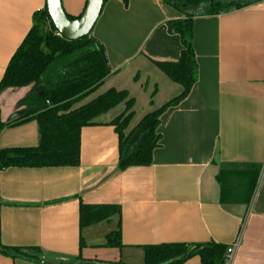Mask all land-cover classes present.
Segmentation results:
<instances>
[{"label": "crops", "instance_id": "obj_1", "mask_svg": "<svg viewBox=\"0 0 264 264\" xmlns=\"http://www.w3.org/2000/svg\"><path fill=\"white\" fill-rule=\"evenodd\" d=\"M77 17L86 0H60ZM45 0H0V80L32 27ZM182 16L161 0H108L90 36L104 50L110 75L85 104L110 89L133 99L125 135L148 113L178 96L155 63L176 62L177 35L165 24ZM192 46L197 81L177 106L160 118V146L151 165L117 168L118 136L110 122L124 104L94 120L80 133L77 167L0 170V244L38 247L64 258L142 264V246L241 244L231 264H264V0L217 16L196 17ZM30 88L0 95V119L19 111ZM80 105V104H79ZM6 111V113H5ZM35 121L4 129L0 149L38 145ZM259 165L249 205L221 204L216 175L226 165ZM118 205L107 221L79 229V205ZM120 232L122 247L106 237ZM80 238L83 246L79 248ZM0 264H31L0 255ZM184 264H200L192 258Z\"/></svg>", "mask_w": 264, "mask_h": 264}, {"label": "trees", "instance_id": "obj_2", "mask_svg": "<svg viewBox=\"0 0 264 264\" xmlns=\"http://www.w3.org/2000/svg\"><path fill=\"white\" fill-rule=\"evenodd\" d=\"M108 0H104L103 4ZM126 6L129 0H120ZM182 18L165 24L169 35H177L181 51L176 62H158L155 66L172 83L181 87L178 96L146 114L129 134L125 131L133 117V99L126 91L110 89L81 104L110 75L102 44L90 36L69 41L59 36L46 7L32 16V27L13 54L0 80V95L5 90L30 88L18 103L19 111L7 122L0 119V133L7 128L35 121L39 141L32 148L0 149V170L9 168L77 167L80 161V133L84 127L120 104L121 115L110 122L118 136L117 168L151 165L153 151L160 146L158 133L161 116L187 97L197 81V64L192 46V23L196 17L217 16L240 10L262 0H161ZM87 2V0H86ZM86 5V3H85ZM68 20L74 17L66 14ZM77 106V107H76ZM261 172L259 165H226L216 175L221 204L249 205ZM7 206L0 199V207ZM121 212L118 205H79V229L107 221ZM83 246L80 238L79 248ZM109 248L122 247L119 230L106 237ZM226 245L160 244L142 246V264H184L198 258L200 264H224ZM0 255L31 264H125L64 258L48 255L38 247H8L0 244Z\"/></svg>", "mask_w": 264, "mask_h": 264}, {"label": "water", "instance_id": "obj_3", "mask_svg": "<svg viewBox=\"0 0 264 264\" xmlns=\"http://www.w3.org/2000/svg\"><path fill=\"white\" fill-rule=\"evenodd\" d=\"M104 0H87L79 18L68 20L62 9L60 0H45L49 19L59 36L69 41L88 36L103 7Z\"/></svg>", "mask_w": 264, "mask_h": 264}, {"label": "built area", "instance_id": "obj_4", "mask_svg": "<svg viewBox=\"0 0 264 264\" xmlns=\"http://www.w3.org/2000/svg\"><path fill=\"white\" fill-rule=\"evenodd\" d=\"M241 244V233L237 237V239L227 247L226 253H225V263L224 264H231L236 251L240 247Z\"/></svg>", "mask_w": 264, "mask_h": 264}, {"label": "rangeland", "instance_id": "obj_5", "mask_svg": "<svg viewBox=\"0 0 264 264\" xmlns=\"http://www.w3.org/2000/svg\"><path fill=\"white\" fill-rule=\"evenodd\" d=\"M227 1H229V0H227ZM80 105H82V104H80ZM80 105H77V106H80ZM77 106H76V107H77ZM16 107H18V104H17V106H16ZM18 108H19V107H18ZM5 113H6V111H5Z\"/></svg>", "mask_w": 264, "mask_h": 264}]
</instances>
